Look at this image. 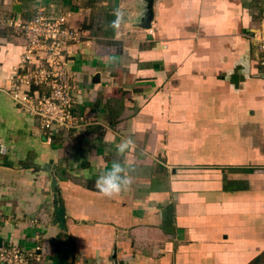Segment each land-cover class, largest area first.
<instances>
[{
	"label": "crops",
	"instance_id": "1",
	"mask_svg": "<svg viewBox=\"0 0 264 264\" xmlns=\"http://www.w3.org/2000/svg\"><path fill=\"white\" fill-rule=\"evenodd\" d=\"M39 11L83 34L69 50L83 120L53 135L12 96L26 49L13 27ZM263 18L264 0H0V249L40 247L41 264L263 261L264 69L247 38ZM127 136L133 182L104 198L95 180Z\"/></svg>",
	"mask_w": 264,
	"mask_h": 264
},
{
	"label": "built area",
	"instance_id": "2",
	"mask_svg": "<svg viewBox=\"0 0 264 264\" xmlns=\"http://www.w3.org/2000/svg\"><path fill=\"white\" fill-rule=\"evenodd\" d=\"M25 41V53L14 76L12 96L15 103L29 111L48 135L75 128L82 118L74 113L78 88L70 70V48L83 37L81 31L67 26V16H48L39 11L29 22L14 24ZM256 59L264 69V18L258 28L247 33ZM30 62L31 68L23 72ZM1 223V218H0ZM41 248L0 249V264H41Z\"/></svg>",
	"mask_w": 264,
	"mask_h": 264
},
{
	"label": "clouds",
	"instance_id": "3",
	"mask_svg": "<svg viewBox=\"0 0 264 264\" xmlns=\"http://www.w3.org/2000/svg\"><path fill=\"white\" fill-rule=\"evenodd\" d=\"M111 16L114 18L108 22V27L114 33H119L126 23L125 13L120 7H114ZM135 146V140L131 136L122 138L114 146L116 159H113L110 168L103 171L95 180V188L99 195L111 199L119 196L131 186L134 169L126 164V158Z\"/></svg>",
	"mask_w": 264,
	"mask_h": 264
},
{
	"label": "rangeland",
	"instance_id": "4",
	"mask_svg": "<svg viewBox=\"0 0 264 264\" xmlns=\"http://www.w3.org/2000/svg\"><path fill=\"white\" fill-rule=\"evenodd\" d=\"M31 62V61H30ZM29 61L27 62V64H25V65H27V67H24L23 68V72H25L26 71V69H30L31 68V63H30ZM264 264V258H263V261H261L260 259L258 260V264Z\"/></svg>",
	"mask_w": 264,
	"mask_h": 264
}]
</instances>
